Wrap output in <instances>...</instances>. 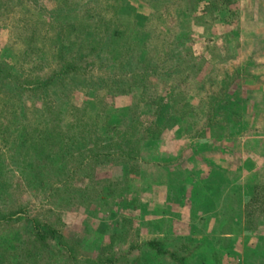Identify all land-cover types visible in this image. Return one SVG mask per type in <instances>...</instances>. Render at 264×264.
I'll return each mask as SVG.
<instances>
[{
	"label": "rangeland",
	"instance_id": "1",
	"mask_svg": "<svg viewBox=\"0 0 264 264\" xmlns=\"http://www.w3.org/2000/svg\"><path fill=\"white\" fill-rule=\"evenodd\" d=\"M227 1L0 0V264H264V0Z\"/></svg>",
	"mask_w": 264,
	"mask_h": 264
},
{
	"label": "trees",
	"instance_id": "2",
	"mask_svg": "<svg viewBox=\"0 0 264 264\" xmlns=\"http://www.w3.org/2000/svg\"><path fill=\"white\" fill-rule=\"evenodd\" d=\"M226 3H229V1L226 0ZM71 21L66 22V27H68V34L67 35H72L74 33L75 37L77 38L79 32L84 28V22H82L81 20H79V18L77 16H75V19H69ZM65 23V22H64ZM96 25H99V23L97 22ZM79 35H88L87 32L83 33L81 32V34ZM40 41H42V38H40ZM41 45H43V43H40ZM37 50H40L41 47L38 46ZM36 50V51H37ZM119 53V52H118ZM130 53V52H127ZM128 56V54L126 55ZM58 58V57H57ZM60 59V58H58ZM60 61V60H59ZM75 66H72V64H68L66 61H64V56L63 59L61 60V62L57 65V67L54 69H52V72H50V74H48L47 76L43 77V78H38L37 81H35L37 88H41L43 89L46 93L48 91H53L55 90L60 82L65 79L66 75L69 73V71H73ZM135 83V81H133L131 79L130 83ZM127 87V86H126ZM35 130V129H34ZM33 130V131H34ZM34 134V133H33ZM41 137H38V140L40 142H42L44 144L45 147H48L46 149V151H49L50 149L52 150L54 147L58 146V143H56V140L50 139V138H56V134H53L52 132L45 135V133L42 131L41 132ZM56 136V137H55ZM26 138V136H25ZM31 138V137H30ZM61 145L58 146V148H56L57 150L54 151V158L58 159L55 160L54 162H67V160L72 156V153L70 155V157L67 156L68 152V147H60ZM71 151V149H70ZM75 155V154H74ZM52 156V154L50 155ZM56 156V157H55ZM76 156V155H75ZM48 157V156H47ZM4 218V217H2ZM9 219V218H8ZM38 218H33V230H32V237L33 240H35V242L39 243V242H44L46 241L47 238L49 237H53V235L58 234L59 233V238H62V234L60 233V230L58 231V229L56 227H54L53 225L51 226L50 224H47V226L44 224H41ZM41 225L46 226V230L42 229Z\"/></svg>",
	"mask_w": 264,
	"mask_h": 264
}]
</instances>
